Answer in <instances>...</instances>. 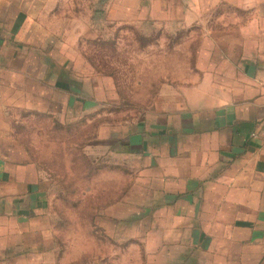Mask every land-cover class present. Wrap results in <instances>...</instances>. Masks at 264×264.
I'll list each match as a JSON object with an SVG mask.
<instances>
[{
	"label": "crops",
	"instance_id": "0c3cea01",
	"mask_svg": "<svg viewBox=\"0 0 264 264\" xmlns=\"http://www.w3.org/2000/svg\"><path fill=\"white\" fill-rule=\"evenodd\" d=\"M183 3L173 32L195 42L174 50L177 76L164 83L162 107L116 127L117 160L132 173L129 204L98 206L92 236L32 238L27 222L9 220L27 208L0 205V264H264V0ZM18 4L0 0V180L20 183L21 199L35 163L12 137L27 120L11 113L56 111L43 107L52 100L45 92L28 108L26 76L7 74L31 63L10 60L21 46L12 35V23L25 18ZM72 104L63 112H74Z\"/></svg>",
	"mask_w": 264,
	"mask_h": 264
},
{
	"label": "rangeland",
	"instance_id": "374dc122",
	"mask_svg": "<svg viewBox=\"0 0 264 264\" xmlns=\"http://www.w3.org/2000/svg\"><path fill=\"white\" fill-rule=\"evenodd\" d=\"M18 1L25 18L21 14V23H12L13 40L19 39L21 46L11 51L10 60L31 63L27 71L14 66L7 68V74L26 76L27 84L21 87H26L28 108L39 107L45 92L52 100L43 99V107L50 105L56 112L43 118L11 113L12 121L27 120L26 129L16 128L12 137L28 147L35 163L29 169L34 173L27 181V197L21 199L15 197L20 183L1 179L0 205L27 208L25 217H9L19 226L27 222V238L92 236L89 224L98 219V206L121 200L125 206L131 200L132 173L125 159L117 160L122 155L114 143L119 135L116 127L129 126L146 110L162 107L164 83L177 76L174 50L195 42L194 37L173 32L178 21L172 19L185 11V0L11 3ZM172 88L167 84V91ZM39 93L43 97L36 98ZM67 101L74 106L69 114L63 112ZM10 193L14 196L9 198ZM39 206L46 211L35 214ZM67 221L74 223L68 230ZM19 228H12V235Z\"/></svg>",
	"mask_w": 264,
	"mask_h": 264
}]
</instances>
